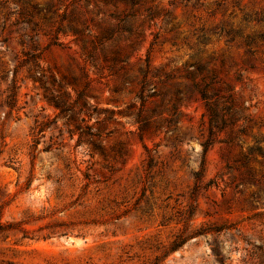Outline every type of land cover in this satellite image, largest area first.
<instances>
[{
    "label": "rangeland",
    "instance_id": "obj_1",
    "mask_svg": "<svg viewBox=\"0 0 264 264\" xmlns=\"http://www.w3.org/2000/svg\"><path fill=\"white\" fill-rule=\"evenodd\" d=\"M0 264H264V0H0Z\"/></svg>",
    "mask_w": 264,
    "mask_h": 264
}]
</instances>
